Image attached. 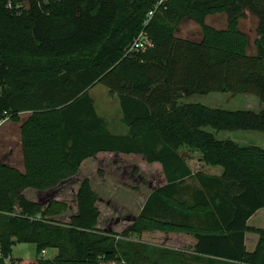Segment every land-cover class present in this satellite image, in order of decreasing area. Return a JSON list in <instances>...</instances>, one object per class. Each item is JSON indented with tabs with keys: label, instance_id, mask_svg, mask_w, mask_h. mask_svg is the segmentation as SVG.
I'll list each match as a JSON object with an SVG mask.
<instances>
[{
	"label": "trees",
	"instance_id": "obj_1",
	"mask_svg": "<svg viewBox=\"0 0 264 264\" xmlns=\"http://www.w3.org/2000/svg\"><path fill=\"white\" fill-rule=\"evenodd\" d=\"M258 2L0 0V120L20 122L31 112L21 125L25 171L0 160V264L8 257L12 264H264V229L248 225L264 208V148L217 137L264 133V109L181 101L220 92L255 95L264 104ZM246 10L260 19L255 54L240 27ZM218 13L227 14L226 28L207 23ZM187 18L200 26V40L177 36ZM141 32L153 46L130 51ZM99 83L119 98L125 132H113L99 114L90 93ZM104 151L160 162L167 178L123 231L98 227L99 194L90 178L80 184L68 223L54 218L68 202L51 199L44 207L24 193L58 187ZM248 231L260 235L254 252L246 248ZM16 242L36 244L35 258L15 259ZM51 249L57 254L45 257Z\"/></svg>",
	"mask_w": 264,
	"mask_h": 264
},
{
	"label": "rangeland",
	"instance_id": "obj_2",
	"mask_svg": "<svg viewBox=\"0 0 264 264\" xmlns=\"http://www.w3.org/2000/svg\"><path fill=\"white\" fill-rule=\"evenodd\" d=\"M27 4L28 0H24V5ZM258 4L261 9L264 8V0H259ZM207 23L215 28L223 29L228 23V16L225 13L212 14L207 17ZM240 23H242L243 30L250 37V53H252L255 51V40L259 37L258 25L260 19L257 14L246 10ZM177 36L197 41L202 38V31L193 19L187 18L178 28ZM93 92L96 95L95 101L98 111L110 120L111 130L117 133L127 130V126L121 122L122 112L119 98L110 94L103 83L97 84ZM232 94L214 92L207 95H190L184 97L181 101L200 102L210 107L232 110L249 109L239 100L240 97L235 96L238 99L230 98ZM251 109L259 111L260 105H255ZM21 118H25V115H22ZM22 122L23 120L19 123L9 118L0 125V160L19 167L23 166L20 127ZM207 130L215 132L211 127H208ZM236 133H238L236 138L240 140L242 145H258L264 148V133L244 130H239ZM224 134L225 132H222L221 135ZM142 156L140 154H102L88 159L79 176L66 180L56 188L47 191L27 188L24 193L30 200L41 202L44 207L51 199H60L68 202L70 208L59 220L65 223L78 210L77 190L80 178L81 180L84 177L90 178L94 190L99 194L98 206L101 226L108 228L110 231L121 232L140 214L145 205L146 196L159 184L157 180L149 184V179H154L157 173L156 167L159 166L143 161ZM115 159H117V162H115ZM141 167H144V169ZM105 178L108 181L104 183ZM190 184L196 185L197 183L192 180ZM133 238L138 237L134 235ZM55 253L56 251L53 249L47 250L44 256L52 258ZM36 255L37 245L34 243L16 242L13 247V257L15 259H32Z\"/></svg>",
	"mask_w": 264,
	"mask_h": 264
},
{
	"label": "crops",
	"instance_id": "obj_3",
	"mask_svg": "<svg viewBox=\"0 0 264 264\" xmlns=\"http://www.w3.org/2000/svg\"><path fill=\"white\" fill-rule=\"evenodd\" d=\"M240 22H241V19H240ZM226 26H227V24H226ZM226 26H225V28H226ZM240 27H241V29H243L242 28V23H240ZM246 32V31H245ZM247 33V32H246ZM248 34V33H247ZM250 48H251V45H250ZM249 48V49H250ZM256 53V48H255V51L254 52H252V54H255ZM96 86H97V84L96 85H94L91 89H92V91H90V93H91V95H92V97L95 99L96 98V95H95V93L93 92V90H94V88H96ZM226 94H230V93H226ZM232 94V93H231ZM235 96H238V97H240V101H242L243 103H244V105H245V107H248L249 109H251L252 107H255V105H260V109H259V111H261V110H263L264 109V104L262 103V101L257 97V96H255V95H251V94H232V96L230 97V98H237L238 99V97H235ZM260 101H259V100ZM96 100V99H95ZM263 104V105H262ZM96 108H97V105H96ZM97 110H98V108H97ZM252 110V109H251ZM255 111V110H254ZM259 111H257V112H259ZM99 112V111H98ZM121 112H122V110H121ZM27 114V115H26ZM31 114V112H23L20 116H22V115H25V118H21V120H20V122L23 120V122L29 117V115ZM99 114H101L100 112H99ZM102 115V114H101ZM19 122V123H20ZM22 122V123H23ZM122 122V121H121ZM22 125V124H21ZM21 125H20V127H21ZM121 126V125H120ZM120 128V127H119ZM121 128H122V126H121ZM126 130H124L123 132H125ZM239 130H237V131H221V132H217V137L219 138V139H232V140H234V141H236L238 144H240V145H242L241 144V142H240V140H238V138H236L237 137V134L238 133H236V132H238ZM244 131H246V130H244ZM222 132H225V134L224 135H221L222 134ZM21 144H22V137H21ZM242 146H247V145H242ZM102 154H116V155H122V154H124V153H118V152H106V151H104V152H99L98 154H96L95 156H92V157H90L91 159L92 158H94V157H97V156H99V155H102ZM23 155V154H22ZM130 155H138V154H135V153H132V154H130ZM141 155V154H140ZM90 158H87L83 163H82V165H81V167H80V171H79V173L76 175V176H79L80 175V173H81V170H82V168H83V166H84V164L88 161V159H90ZM142 159H143V161H146V159H145V157L144 156H142ZM115 162H117V159H115ZM148 162V161H147ZM154 164L156 165V166H159V167H156V169H157V173H156V175L154 176V179L153 180H150L149 179V184H152L153 183V181L155 182V180H157V182L159 183L156 187H154L153 189H152V191L146 196V198H145V200H144V203H146V201H147V199H148V197H149V195L154 191V190H156L157 188H159V187H161V186H164V185H166L167 184V178H166V175H165V173H164V169H163V167H162V164L160 163V162H154ZM158 164V165H157ZM13 165V164H12ZM15 166V165H14ZM142 166V165H141ZM18 169H20L21 171H25V164H24V155H23V166L22 167H19V166H16ZM142 168V167H141ZM142 169H144V167L142 168ZM76 176H74V177H72V178H75ZM87 178V177H86ZM158 178V179H157ZM85 179V177L81 180V178H80V180H79V185H78V190H79V187H80V184H81V182L83 181ZM70 180V179H69ZM108 180H107V178H105L104 179V183L105 182H107ZM65 182V181H64ZM63 182V183H64ZM63 183H61V184H63ZM60 184V185H61ZM93 184V183H92ZM59 185V186H60ZM140 187V186H139ZM78 190H77V193H78ZM99 202V201H98ZM99 204V203H98ZM65 214V213H64ZM61 216H63V214H61V215H58L57 217H55V219H57L58 221L59 220H61ZM138 216V215H137ZM136 216V217H137ZM72 217V216H71ZM135 217V218H136ZM134 218V219H135ZM133 219V220H134ZM71 221V218H70V220L68 221V222H70ZM68 222H65V223H68ZM254 222V223H253ZM252 223H253V225H252ZM130 224V223H129ZM128 224V225H129ZM260 224H262V225H260ZM127 225V226H128ZM248 225L250 226V227H254V228H260V229H264V208H261V209H259L249 220H248ZM263 226V227H262ZM98 227L99 228H101V229H104V230H109L108 228H105V227H102L101 226V220L99 219V224H98ZM135 240H140L139 238H135ZM259 240H260V235L258 234V233H256V232H251V231H248V232H246V237H245V243H246V248H247V250H248V252H254L255 250H256V248H257V246H258V243H259ZM172 248H175V249H178V250H185L184 248H182V247H172ZM53 250H55L56 251V253H55V255L57 254V250L56 249H53ZM185 251H188V250H185ZM45 253H47V251L45 252ZM188 253H191L190 251L188 252ZM44 255V254H43ZM192 264H207L206 262H192Z\"/></svg>",
	"mask_w": 264,
	"mask_h": 264
},
{
	"label": "built area",
	"instance_id": "obj_4",
	"mask_svg": "<svg viewBox=\"0 0 264 264\" xmlns=\"http://www.w3.org/2000/svg\"><path fill=\"white\" fill-rule=\"evenodd\" d=\"M162 2V1H160ZM154 10H151L149 13V17H152L154 14ZM153 46V40L145 33V32H141L140 35L135 39L134 43L132 44V46L130 47V51H135V50H146L149 47ZM10 116H7L5 118H2L0 120V125L2 123L5 122L6 119H9ZM46 251H44L43 254H45ZM0 255H1V251H0ZM7 264H12V260L11 257H8L6 259Z\"/></svg>",
	"mask_w": 264,
	"mask_h": 264
}]
</instances>
